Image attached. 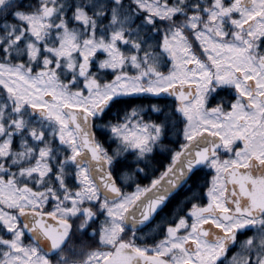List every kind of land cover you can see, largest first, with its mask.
Instances as JSON below:
<instances>
[{
	"label": "snow or ice",
	"instance_id": "snow-or-ice-1",
	"mask_svg": "<svg viewBox=\"0 0 264 264\" xmlns=\"http://www.w3.org/2000/svg\"><path fill=\"white\" fill-rule=\"evenodd\" d=\"M0 264H264V0H0Z\"/></svg>",
	"mask_w": 264,
	"mask_h": 264
},
{
	"label": "flooded vegetation",
	"instance_id": "flooded-vegetation-1",
	"mask_svg": "<svg viewBox=\"0 0 264 264\" xmlns=\"http://www.w3.org/2000/svg\"><path fill=\"white\" fill-rule=\"evenodd\" d=\"M165 144L168 145V146H171L167 140H165ZM181 199H183V197H181ZM246 235H251V233L249 232ZM238 239L239 240H243V239H245V236H240V237H238ZM235 251H236V248H232L229 251L228 256L231 257L232 253L235 252Z\"/></svg>",
	"mask_w": 264,
	"mask_h": 264
},
{
	"label": "trees",
	"instance_id": "trees-1",
	"mask_svg": "<svg viewBox=\"0 0 264 264\" xmlns=\"http://www.w3.org/2000/svg\"><path fill=\"white\" fill-rule=\"evenodd\" d=\"M144 103H145V104H147V103H148V101H144ZM153 118H155V117H153Z\"/></svg>",
	"mask_w": 264,
	"mask_h": 264
}]
</instances>
